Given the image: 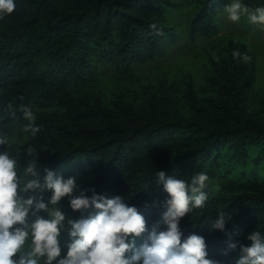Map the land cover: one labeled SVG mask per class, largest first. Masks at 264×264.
<instances>
[{
    "label": "trees",
    "instance_id": "16d2710c",
    "mask_svg": "<svg viewBox=\"0 0 264 264\" xmlns=\"http://www.w3.org/2000/svg\"><path fill=\"white\" fill-rule=\"evenodd\" d=\"M226 1L16 0L0 21V134L9 137L7 150L22 168L25 149L34 147L41 176L49 168L65 179L77 176L81 188L125 197L149 228L167 197L156 173L188 181L207 173L208 203L179 227L183 237H204L207 258L230 264V241L246 244L248 233H264V179L248 170L252 149L264 154V101H251L255 54L220 32ZM177 45L187 47L189 65L177 56V65L141 70L162 63ZM235 49L251 59L234 60ZM195 66L202 72L188 69ZM22 106L36 116L34 138L22 131ZM61 207L80 215L67 198ZM220 211L225 231L210 232Z\"/></svg>",
    "mask_w": 264,
    "mask_h": 264
},
{
    "label": "clouds",
    "instance_id": "9594fccd",
    "mask_svg": "<svg viewBox=\"0 0 264 264\" xmlns=\"http://www.w3.org/2000/svg\"><path fill=\"white\" fill-rule=\"evenodd\" d=\"M16 6V0H0V21ZM223 11L233 23L246 16L250 24L264 25V7L250 9L243 0H229ZM150 27L156 30L155 24ZM232 57L244 62L251 59L239 49L232 51ZM21 112L27 121L22 131L36 137L40 127L34 112L27 106ZM9 146V137L0 134V264H224L207 258L204 237L194 233L183 237L179 227L186 214L208 203L207 173H196L190 181L156 173L155 183L162 185L167 197L160 220L149 228L125 197L109 198L94 188H81L77 176L65 179L49 168L41 176L32 146L25 149L29 158L21 168ZM63 198L72 212H80L78 218L61 207ZM225 224V213L220 211L209 231L224 232ZM64 235L67 240L62 239ZM245 239L246 244L228 243L227 249L236 253L230 264H264V233L253 230Z\"/></svg>",
    "mask_w": 264,
    "mask_h": 264
},
{
    "label": "rangeland",
    "instance_id": "374dc122",
    "mask_svg": "<svg viewBox=\"0 0 264 264\" xmlns=\"http://www.w3.org/2000/svg\"><path fill=\"white\" fill-rule=\"evenodd\" d=\"M259 0H243L250 9L256 8ZM227 4L229 0L226 1ZM220 32L221 34L227 33L229 35L237 37L240 41H244L245 45L255 54L256 57V83L253 86V92L251 93V101L259 102L264 101V25H253L247 21V17H242L239 22L233 23L227 19L226 13L222 11L219 18ZM180 44V43H179ZM186 44H189L187 42ZM179 45L174 46L170 52L160 59L162 63L156 62L149 64L141 68L143 71L155 70L156 66L174 64L177 65L176 61H173L177 56L183 57L190 64L189 53L186 48H178ZM182 50V51H181ZM198 65V64H197ZM196 67V68H195ZM188 67L190 71L195 73L202 72L200 67ZM249 171H255L258 173L261 179H264V154L259 153V149L254 147L252 152L249 154Z\"/></svg>",
    "mask_w": 264,
    "mask_h": 264
}]
</instances>
